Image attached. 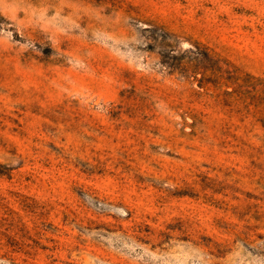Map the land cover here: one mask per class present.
<instances>
[{
	"label": "rangeland",
	"instance_id": "374dc122",
	"mask_svg": "<svg viewBox=\"0 0 264 264\" xmlns=\"http://www.w3.org/2000/svg\"><path fill=\"white\" fill-rule=\"evenodd\" d=\"M0 264H264V0H0Z\"/></svg>",
	"mask_w": 264,
	"mask_h": 264
}]
</instances>
